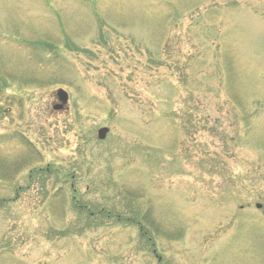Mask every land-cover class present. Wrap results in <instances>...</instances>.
<instances>
[{"label":"rangeland","instance_id":"obj_1","mask_svg":"<svg viewBox=\"0 0 264 264\" xmlns=\"http://www.w3.org/2000/svg\"><path fill=\"white\" fill-rule=\"evenodd\" d=\"M0 136V264H264V0H0Z\"/></svg>","mask_w":264,"mask_h":264},{"label":"trees","instance_id":"obj_2","mask_svg":"<svg viewBox=\"0 0 264 264\" xmlns=\"http://www.w3.org/2000/svg\"><path fill=\"white\" fill-rule=\"evenodd\" d=\"M34 44H36V43H34V42H32L31 41V43L30 44H27L26 45V47H30V46H34ZM244 119L246 120V119H248L246 116H244ZM4 139V137L3 136H0V142H2V141H4L3 140ZM57 174H58V172H57ZM34 176V172H31V174L29 175V178H28V180H29V182L31 181V179H32V177ZM0 180H4V178H3V176H1L0 175ZM30 184V183H29ZM30 186L28 185L27 186V188H29ZM75 191V190H74ZM75 193H76V191H75ZM83 209H86V207H83ZM104 213V211H100L99 212V214H103ZM108 215H106L107 217H109L110 216V214L109 213H107ZM92 215H94V214H89V217L90 216H92ZM142 219H136V218H124L123 216H121V215H119L118 217H117V222H119V223H121V222H126V223H128V224H130V225H133V226H139L140 227V229H141V231H142V234L143 235H147V233L146 232H144L143 231V228L142 227H144L145 226V224L144 223H148L147 221H146V219L144 220V222H143V224H142ZM146 227V226H145ZM81 231V230H80Z\"/></svg>","mask_w":264,"mask_h":264},{"label":"water","instance_id":"obj_3","mask_svg":"<svg viewBox=\"0 0 264 264\" xmlns=\"http://www.w3.org/2000/svg\"><path fill=\"white\" fill-rule=\"evenodd\" d=\"M56 96L58 98V100L61 102V104L57 105L54 107L55 110H62L64 108V106L67 104L68 102V94L60 89L58 90V92L56 93ZM109 132V129L108 128H101L99 131H98V138L100 140H104L107 136V133ZM256 208L258 210H263V214H264V205L262 204H257L256 205Z\"/></svg>","mask_w":264,"mask_h":264}]
</instances>
